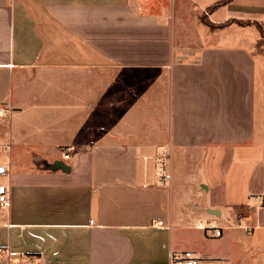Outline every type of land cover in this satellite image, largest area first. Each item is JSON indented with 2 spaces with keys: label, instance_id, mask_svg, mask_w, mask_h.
<instances>
[{
  "label": "crops",
  "instance_id": "0c3cea01",
  "mask_svg": "<svg viewBox=\"0 0 264 264\" xmlns=\"http://www.w3.org/2000/svg\"><path fill=\"white\" fill-rule=\"evenodd\" d=\"M221 1L0 0V264H264V0Z\"/></svg>",
  "mask_w": 264,
  "mask_h": 264
},
{
  "label": "built area",
  "instance_id": "2783aa9c",
  "mask_svg": "<svg viewBox=\"0 0 264 264\" xmlns=\"http://www.w3.org/2000/svg\"><path fill=\"white\" fill-rule=\"evenodd\" d=\"M5 110H0V118L5 115ZM69 151H72V148L63 151L64 158H68ZM158 163V176L159 184L166 186L170 183V163H171V150L168 147H161L157 156ZM6 170L4 166L0 165V176H4ZM8 205V196L7 188L5 185H0V206ZM155 225H162V222H157ZM205 231L211 232L212 236L220 237L222 233V228L216 226L214 223H208L204 228ZM248 231L251 230V227H245ZM1 252V249H0ZM197 259L194 257V254L190 251H184L181 254L174 256L172 255L168 264H197Z\"/></svg>",
  "mask_w": 264,
  "mask_h": 264
},
{
  "label": "trees",
  "instance_id": "16d2710c",
  "mask_svg": "<svg viewBox=\"0 0 264 264\" xmlns=\"http://www.w3.org/2000/svg\"><path fill=\"white\" fill-rule=\"evenodd\" d=\"M233 0H223V1H221V2H218V3H216V4H214L213 6H211L210 8H208V12H212V11H214L215 9H217V8H219V7H221V6H223V5H226V4H228V3H230V2H232ZM201 20L203 21V23H205L206 25H208L210 28H212V29H214V28H222V27H225L228 23H224V24H221V25H213V24H211L209 21H207L204 17H201ZM239 24L240 25H245L246 23H242V22H239ZM259 31H260V36H261V40H260V42H259V44L260 43H262L263 42V40H264V32H263V30L262 29H260L259 28Z\"/></svg>",
  "mask_w": 264,
  "mask_h": 264
},
{
  "label": "rangeland",
  "instance_id": "374dc122",
  "mask_svg": "<svg viewBox=\"0 0 264 264\" xmlns=\"http://www.w3.org/2000/svg\"><path fill=\"white\" fill-rule=\"evenodd\" d=\"M263 32H264V29H263ZM263 42H264V40H263ZM262 44H263V43H262ZM262 44H261V45H262Z\"/></svg>",
  "mask_w": 264,
  "mask_h": 264
}]
</instances>
